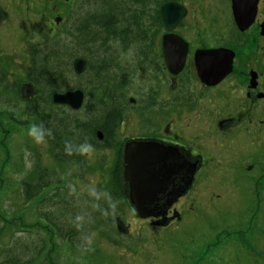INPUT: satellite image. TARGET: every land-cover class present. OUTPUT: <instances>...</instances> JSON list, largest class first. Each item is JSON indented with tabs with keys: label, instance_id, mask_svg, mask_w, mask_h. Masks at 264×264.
Segmentation results:
<instances>
[{
	"label": "flooded vegetation",
	"instance_id": "1",
	"mask_svg": "<svg viewBox=\"0 0 264 264\" xmlns=\"http://www.w3.org/2000/svg\"><path fill=\"white\" fill-rule=\"evenodd\" d=\"M170 1L184 14L168 29L159 8ZM163 3L157 12L149 10L148 47L137 44L138 64L131 70L137 75L123 76L122 93L111 94L109 119L94 134H117L124 124L129 136L116 148L121 159L124 142L145 141L162 149L175 186L192 172L176 201L153 203L168 224H151L156 219L150 217V225L177 226L192 210L202 218L194 206L201 199L188 203L187 197L203 172L217 200V264H245L240 256L264 264V0ZM121 183L127 210L138 215L127 200V183Z\"/></svg>",
	"mask_w": 264,
	"mask_h": 264
},
{
	"label": "rangeland",
	"instance_id": "2",
	"mask_svg": "<svg viewBox=\"0 0 264 264\" xmlns=\"http://www.w3.org/2000/svg\"><path fill=\"white\" fill-rule=\"evenodd\" d=\"M63 1L0 0V84H16L30 97L29 48L37 49L45 44L44 47L57 45L61 50L66 45L73 56L70 59L67 54L62 61L69 62L71 69L73 58L84 56L85 52L76 44L79 41L86 47V42L79 39L73 25L83 11L93 8L83 5L80 0ZM164 1L169 0H129L126 6L142 12L156 11ZM57 16L61 19L55 25ZM67 30H70L68 34ZM149 36L147 33V41ZM107 39H110L109 50L103 52L101 61L109 64L107 73L136 76L137 73L131 70L138 64L135 56L138 46L121 45L113 42L111 39L116 38L111 36ZM61 40L64 43H60ZM88 50L87 56L95 67L98 59L91 57L97 56V49L90 44ZM82 59L86 63L84 72L74 73L93 74L92 67H86V58ZM118 65L124 69L123 73L116 72ZM66 75L68 77V73ZM74 82L83 83L74 89L84 93L83 105L76 110L80 118L86 119L89 105L95 107L96 102L87 99L82 80H74L71 84ZM116 88L119 97L122 86ZM41 97L39 94V102ZM9 103L0 100V264H217L213 219L217 200L210 179L203 182V172L193 195L187 197L188 203L201 199L194 206L204 212L202 218L192 210L184 214L179 225L156 228L150 225V217L140 218L127 210V202L123 203L119 198L114 201L116 195L113 193L110 212L93 220L94 214L90 212L91 208L94 210L92 200L96 201L102 192L110 191L111 178L119 174V168L121 179L123 162L116 148L129 136L124 124L118 128L117 134L102 135L103 141L91 145L92 151L82 154L81 160L63 163L53 159L46 139L36 143L27 135L33 124L22 121L25 115H17L21 117L18 122L8 116L9 108L15 104L13 100L11 106ZM24 104L21 100L16 101L13 110L23 108ZM120 130L122 133L118 134ZM94 132L95 127L87 135L95 136ZM110 143L113 148L108 146ZM36 164L49 173L51 183L38 196L28 200L22 194L21 182L34 179ZM225 166L222 164L220 169ZM206 172L208 174L207 168ZM116 218L125 223V233L117 230ZM73 222L76 232H71L65 239L54 236L58 224L62 231H66L69 225L74 227ZM16 241L21 243L15 248ZM25 245L28 248L24 249ZM34 246L36 252L31 255L36 257L30 259L29 253ZM240 260L249 264L241 256Z\"/></svg>",
	"mask_w": 264,
	"mask_h": 264
},
{
	"label": "trees",
	"instance_id": "3",
	"mask_svg": "<svg viewBox=\"0 0 264 264\" xmlns=\"http://www.w3.org/2000/svg\"><path fill=\"white\" fill-rule=\"evenodd\" d=\"M128 1L80 0V3H83V5L86 4V6L93 8V10L88 9L83 11L76 25H73V29L77 31L79 39H84L86 42V47L79 41L76 46L85 52L82 58H86V67H92L93 74L85 73L83 75H76L71 69V64L62 61L63 56L67 54L70 59L73 56L70 48L66 45L61 50H59L60 48L57 45L44 47V44L43 46L39 45L37 49H28V45L27 49L30 51L31 61L28 71L30 97H27L26 93L20 90V86L16 87V84H9L8 82L0 84V100L10 101V106L12 100L15 104L19 100L25 102L23 108H17L19 111L13 110L15 104L11 106L12 109L9 108L10 113H8V116L10 115L12 120L18 122L21 117H17V115H25L22 121H25L26 124L29 125L28 122L31 121L30 123L32 124H43L45 129L51 130V135L46 136L45 139L54 160H59L63 163L68 161L77 162L82 159V154L77 150L80 145L85 143L95 145V143H99L98 141H100V139L96 140L97 137L95 138V136H88L87 133L94 127L95 130L98 129V126L101 125L97 124L98 121H107L109 119L108 110L110 108L111 94L119 91L116 87L119 88L124 76L118 73H123L124 70L120 65L116 66V72L118 74H108L107 69L109 64L101 62L103 52L109 50L110 39H107V37L111 36L116 38L111 40L121 45L138 46L137 44L140 43L141 49L148 47L144 43L147 42V33L150 31L148 21L151 13L148 10H146L147 12H142L140 9H127L126 4ZM156 12L155 14L157 15L158 13ZM68 32L70 30H67V34ZM61 42L64 43L63 40ZM90 44L97 49V56L91 57L98 59L99 63L95 67L91 65L90 59L87 56L90 53L88 50ZM66 73H68V77ZM77 79L84 82L85 86L83 90L86 93L87 99H93L96 102L95 107H93V104L89 105L86 119L80 118L78 111L72 110L68 105H59L51 101L52 94L55 92L63 93L68 90L72 91L74 88L80 86V84L82 86L83 83L76 84L74 82V84H71L72 81ZM41 92L43 93L42 97ZM39 94L41 97L40 102L38 99ZM84 104L86 106L87 103L84 102ZM68 145L72 146L71 154L66 150ZM33 169L36 172L34 179L32 181L26 179L21 182L22 194L28 200L38 196L45 186L51 183L49 173L41 170L39 164H36ZM119 174L115 178H111V185H109L110 191L102 192L98 200H92L94 202V210L91 208L90 212L92 211L94 214L93 220H97L103 213L107 214L110 212L113 206L111 199L115 195L114 201L116 198H119L123 203L127 202L123 196L124 191L122 190ZM117 194H120L121 197H118ZM100 206L103 207L100 209ZM58 225L54 236L60 237V239H65L71 232H76L74 222L72 223L74 227L69 225L70 228L68 227L69 230L66 231H62ZM24 233L25 231L22 232V234ZM14 243V247L16 248L17 244L21 242L16 241ZM25 247L27 246L25 245L24 249ZM35 248L36 246L30 250V259L36 257L35 255H31V253L36 252L34 250Z\"/></svg>",
	"mask_w": 264,
	"mask_h": 264
},
{
	"label": "water",
	"instance_id": "4",
	"mask_svg": "<svg viewBox=\"0 0 264 264\" xmlns=\"http://www.w3.org/2000/svg\"><path fill=\"white\" fill-rule=\"evenodd\" d=\"M184 14L183 7L170 1L163 3L159 8L160 21L168 28L178 22ZM60 17H56L58 23ZM85 60L79 57L73 58L72 70L76 74L84 72ZM84 93L79 89L64 91L63 93H53L51 101L59 105H68L72 110L79 109L82 106ZM98 139H102L99 131L95 133ZM155 144L141 141L124 142L122 150V173L121 179L127 183V200L132 209L137 212L138 217L147 219L155 218L151 224L166 225L169 222L164 213H159L158 208L153 205L158 199L164 197L167 206L176 201L179 196L183 195L189 188L193 176L189 171L188 177L182 179L178 186L168 176L172 170L166 171L169 164L165 163V157L162 149L158 146L153 149ZM182 165L185 166L183 163ZM171 187V188H169ZM162 194V196H157ZM155 208V211H152ZM159 217V218H158ZM173 218V217H172ZM117 230L125 233L126 227L118 219H115Z\"/></svg>",
	"mask_w": 264,
	"mask_h": 264
},
{
	"label": "clouds",
	"instance_id": "5",
	"mask_svg": "<svg viewBox=\"0 0 264 264\" xmlns=\"http://www.w3.org/2000/svg\"><path fill=\"white\" fill-rule=\"evenodd\" d=\"M27 135L32 138L36 143H42L44 142L46 136L51 135V130L45 129L43 124H33L28 128ZM66 150L69 152V154H71L72 146L68 145L66 147ZM77 150L81 154L90 153L92 151V146L90 144L85 143L83 145H80Z\"/></svg>",
	"mask_w": 264,
	"mask_h": 264
}]
</instances>
